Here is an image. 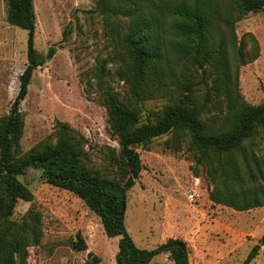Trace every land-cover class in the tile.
<instances>
[{"label":"rangeland","instance_id":"374dc122","mask_svg":"<svg viewBox=\"0 0 264 264\" xmlns=\"http://www.w3.org/2000/svg\"><path fill=\"white\" fill-rule=\"evenodd\" d=\"M162 1L137 0L134 5L151 9ZM211 1L223 12L229 2ZM122 3L34 0L35 47L42 57L51 47L57 53L33 74L21 105L23 136L13 156L54 143L61 125L66 124L83 138L87 166L107 178L121 179L112 159L121 147L110 128L104 94L117 93L121 100L137 107L142 123L161 117L171 100L180 96V91L173 88V94L156 92L151 96L146 92L140 98L121 77L120 68L126 69V63L120 41L131 24L130 19L115 13ZM237 17L238 45L243 44L247 56L246 65L239 70V87L243 98L258 106L264 101V13ZM248 34L258 43L256 59H252L257 52L256 41ZM27 40L26 30L9 23L6 0H0V129L10 115L20 91V77L28 65ZM104 64L107 69L100 78L98 71ZM182 69L177 77L186 71ZM203 93L204 88L198 92ZM218 112L210 110L206 118ZM261 135L264 138V127ZM188 144V140L177 143L170 133L135 147L144 169L128 194L126 226L136 245L154 250L169 239H181L189 247L192 264H241L260 245L259 255L251 264H264V207L240 212L211 201V185L202 168L199 178L193 173L195 162ZM19 180L34 198L32 202H18L13 220L21 222L28 212L37 211L43 222L44 236L39 246L29 248V264H84L90 253L102 264H117L120 239L106 236L102 220L83 200L47 184L41 170L30 169ZM79 235L87 251L74 248ZM151 264L174 262L164 253Z\"/></svg>","mask_w":264,"mask_h":264},{"label":"trees","instance_id":"16d2710c","mask_svg":"<svg viewBox=\"0 0 264 264\" xmlns=\"http://www.w3.org/2000/svg\"><path fill=\"white\" fill-rule=\"evenodd\" d=\"M136 1L123 0L115 12L131 21L120 41L126 69L120 68L119 73L137 97L146 92L151 96L173 94V88L180 96L171 100L161 117L142 123L137 107L117 93L104 94L110 128L121 147L118 155L116 151L112 154L121 177L118 180L87 166L84 140L66 124L61 125L54 143L13 156L23 136L21 105L33 74L57 51L51 47L42 57L35 47L34 0H6L9 23L28 32V65L10 115L0 129V264H29V248L39 246L44 236L40 212H28L21 222L13 220L20 200L33 201V193L19 180L30 169L41 170L47 184L74 193L100 217L106 236L120 239L117 264H151L164 253L174 264H192L185 241L169 239L154 250L141 249L126 226L128 194L144 169L135 147L170 133L177 143L188 140L195 162L193 173L199 178L202 168L211 185V201L240 212L264 207V101L253 106L241 94L239 70L246 65L247 56L243 44L238 45L235 30L237 14L264 13V0H229L224 12L211 0H164L151 9L135 6ZM258 54L257 46L252 59ZM105 65L99 68L100 78ZM182 67L186 71L182 78L177 77ZM213 109L219 112L206 118ZM74 248L88 250L81 235ZM260 250L256 245L241 264L254 262ZM84 264H102V260L90 253Z\"/></svg>","mask_w":264,"mask_h":264}]
</instances>
